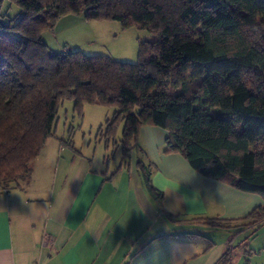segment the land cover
<instances>
[{
	"label": "trees",
	"instance_id": "1",
	"mask_svg": "<svg viewBox=\"0 0 264 264\" xmlns=\"http://www.w3.org/2000/svg\"><path fill=\"white\" fill-rule=\"evenodd\" d=\"M5 1L0 191L29 177L31 162L56 133L59 106L71 100L79 117L85 104L114 107L98 129L105 149L122 145V164L138 146L140 126L155 125L166 131L167 152L264 199V0H7L19 9L16 18L1 12ZM69 14L116 20L153 40L139 42L136 62L55 51L42 32ZM137 164L160 200L146 166ZM246 218L262 223L264 205Z\"/></svg>",
	"mask_w": 264,
	"mask_h": 264
},
{
	"label": "crops",
	"instance_id": "2",
	"mask_svg": "<svg viewBox=\"0 0 264 264\" xmlns=\"http://www.w3.org/2000/svg\"><path fill=\"white\" fill-rule=\"evenodd\" d=\"M68 136L48 137L29 177L0 191V264H264V221L246 218L263 197L167 152L162 127L140 126L133 166L102 144L99 170Z\"/></svg>",
	"mask_w": 264,
	"mask_h": 264
},
{
	"label": "rangeland",
	"instance_id": "3",
	"mask_svg": "<svg viewBox=\"0 0 264 264\" xmlns=\"http://www.w3.org/2000/svg\"><path fill=\"white\" fill-rule=\"evenodd\" d=\"M1 12L6 13L8 17L16 18L19 9L6 0L1 6ZM42 36L55 51L66 48L79 50L86 55L104 54L112 59L128 62L137 61L139 42L153 40L152 34L148 31L134 26L124 28L116 20H87L81 15L72 14L58 19L53 26L45 28ZM113 110L114 107L111 106L85 104L79 117L74 111L73 101H64L57 112L54 135L56 137H50L48 148L50 144L53 146L60 139L66 141L69 138L68 129L71 128L70 141L74 147L93 160L92 165L95 169H101L105 151L98 128L101 126L104 129V123L110 119ZM121 152L123 148L119 146V155ZM130 161L133 166L136 160L130 158Z\"/></svg>",
	"mask_w": 264,
	"mask_h": 264
}]
</instances>
